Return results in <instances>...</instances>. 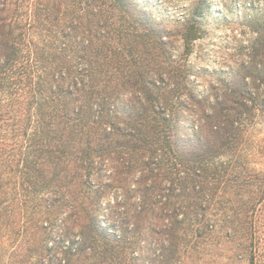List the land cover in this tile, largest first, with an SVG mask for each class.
<instances>
[{
  "label": "trees",
  "instance_id": "16d2710c",
  "mask_svg": "<svg viewBox=\"0 0 264 264\" xmlns=\"http://www.w3.org/2000/svg\"><path fill=\"white\" fill-rule=\"evenodd\" d=\"M169 43L129 0H0V264H264V67L213 100Z\"/></svg>",
  "mask_w": 264,
  "mask_h": 264
},
{
  "label": "rangeland",
  "instance_id": "374dc122",
  "mask_svg": "<svg viewBox=\"0 0 264 264\" xmlns=\"http://www.w3.org/2000/svg\"><path fill=\"white\" fill-rule=\"evenodd\" d=\"M129 2L132 6L137 5L144 9L151 23L165 30L170 40L167 48L170 56L187 64L191 84H195L201 93L207 94L213 100L215 95L222 96L226 92L228 79L248 74L249 66L250 75L257 73L254 70L256 64L259 68L264 67V53L259 51L260 46L257 45L254 50L258 30L264 26V0H129ZM194 24L200 27V35L193 42V48L187 50L184 46L185 33ZM140 48L143 49V46ZM187 115L191 120L183 133L191 136L196 123L190 114ZM245 137L251 142L249 150H252L246 152V159L257 169L264 170V152H258L255 147L259 141L264 144V114H259L248 124ZM50 194L49 199L53 200L54 195ZM107 199L104 200L106 209L110 206L106 204ZM2 244L7 248L15 247L9 240H4ZM227 245L231 244L226 243L224 246L229 256L234 252L228 251ZM153 247L157 248L154 244ZM227 258H223V261L229 262Z\"/></svg>",
  "mask_w": 264,
  "mask_h": 264
}]
</instances>
